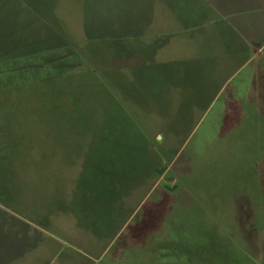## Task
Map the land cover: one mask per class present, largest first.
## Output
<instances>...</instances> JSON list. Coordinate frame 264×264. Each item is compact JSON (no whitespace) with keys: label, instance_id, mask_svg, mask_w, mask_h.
Listing matches in <instances>:
<instances>
[{"label":"rangeland","instance_id":"rangeland-1","mask_svg":"<svg viewBox=\"0 0 264 264\" xmlns=\"http://www.w3.org/2000/svg\"><path fill=\"white\" fill-rule=\"evenodd\" d=\"M177 63L182 94L166 82ZM110 114L143 130L164 173L133 181L117 227L95 234L78 211L92 143L142 149ZM1 136L6 213L90 264H264V0H0Z\"/></svg>","mask_w":264,"mask_h":264},{"label":"trees","instance_id":"trees-1","mask_svg":"<svg viewBox=\"0 0 264 264\" xmlns=\"http://www.w3.org/2000/svg\"><path fill=\"white\" fill-rule=\"evenodd\" d=\"M234 31L235 33L237 32V30ZM237 36L239 35L237 34ZM196 64L197 61L191 62L189 67H183L184 69L187 68V71H192ZM180 66L182 65L178 63L174 66L176 70L172 72L173 74L170 79L166 78V82L170 81L172 85L174 84L173 91H178L179 94H182L180 93L183 89V82L181 83V79L184 80L186 74H181L182 67ZM217 94L218 93H216V95ZM191 95L190 99L193 102L200 96V94L196 92H193ZM194 108V104L189 103L186 109L193 111ZM123 113L124 116L127 117L126 120L131 119L127 112L124 111ZM109 117L110 119L106 121L109 130H113L111 125L113 121V125H118L116 135L126 138V136L135 133L136 138L134 140H136L135 142L138 144V148L142 149H140L141 154H139L136 150L134 151L130 148L123 138V140L119 139L116 141V143H118L116 144L108 136L105 141L99 139L92 143L91 153H93V158L96 160H91L89 163L93 162V165L88 167L89 169L87 171H84L85 173L81 181L82 186H80V191L84 199V208L82 207L80 210H77L82 217L81 226L92 228L95 234L98 231L99 233L104 232V230L106 232L108 226L113 224L116 226L118 224L119 210L121 207H124L123 200L125 199V194L127 191L129 192V186L135 184L133 181L143 182L147 177H152L153 180H156L164 173V166L162 163L164 161V156L152 146L153 144L150 140H147V136L143 130L137 127L131 120L128 121V124H121L122 119H118L115 114H110ZM2 137L3 136L0 137L1 143L6 144V139H2ZM100 137H102L101 134ZM163 140H166L165 137H163ZM4 149L7 151L9 148L6 147ZM144 149L147 154L144 155L143 153L142 155ZM173 151V149H168L167 151V155L170 156L171 160L177 155V152ZM4 154L6 153H0V168L2 169L1 171H9L7 164L11 163L13 157H7ZM151 159H153V164L151 163ZM138 164H140V166L142 165V167L138 168V171L134 169V174L128 176V172H131L133 168H137ZM98 167L103 169L102 172L96 169ZM123 171L126 173L125 178L127 179L120 181V179L114 177L115 175L121 174ZM89 181L94 182L93 187H91L92 185ZM85 204H87L86 209Z\"/></svg>","mask_w":264,"mask_h":264},{"label":"crops","instance_id":"crops-1","mask_svg":"<svg viewBox=\"0 0 264 264\" xmlns=\"http://www.w3.org/2000/svg\"><path fill=\"white\" fill-rule=\"evenodd\" d=\"M195 9L197 10L198 6ZM227 26L223 24L219 30L224 31ZM233 30H236V27H233ZM243 40L245 42L247 39ZM7 206L6 202L0 201V264H60L59 259L65 251L68 254L65 255L66 260L63 264H75L76 252H81L84 257L79 264H90V261H95V258L85 250L78 251L70 242L45 230L40 222L26 216L6 213Z\"/></svg>","mask_w":264,"mask_h":264}]
</instances>
